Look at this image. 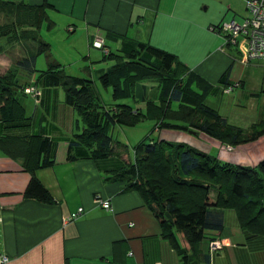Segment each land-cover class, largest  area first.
Returning a JSON list of instances; mask_svg holds the SVG:
<instances>
[{
    "label": "crops",
    "instance_id": "obj_1",
    "mask_svg": "<svg viewBox=\"0 0 264 264\" xmlns=\"http://www.w3.org/2000/svg\"><path fill=\"white\" fill-rule=\"evenodd\" d=\"M5 1L14 2L11 8L22 17L14 39L0 38L1 71L14 65L18 83L35 84L41 95L28 98L24 92L17 93L25 109V118L20 121L7 122L0 115V255L7 257L4 264H264V235L241 228L232 209L223 210L222 230L207 232L199 243L190 245L179 234L187 256L184 261L162 238L160 225L141 195L125 189L123 181L106 180L111 171L129 161L123 151L116 150L103 159L69 161L68 139L77 131L75 109L65 103L62 87L49 86L39 78V55L33 74L16 66L19 59L37 53L32 37L38 34L30 13L46 3L48 21L65 26L67 33H74L69 37L81 42L78 54L90 58L96 51L107 56L112 53L111 45L121 53L124 42L163 48L199 77V90L209 86L207 105L228 124L249 129L264 120V60H247L244 44L227 45L223 35L210 30L221 21H241L246 15V0ZM202 3H206L204 10L213 8L205 19L200 15ZM227 16L229 19L224 20ZM47 19L41 20L39 27L47 24ZM198 30L208 40L202 42ZM94 40H102L107 53L92 46ZM196 44H204V54L197 59L186 58L199 53ZM49 54L50 60H57ZM46 60L48 67L47 56ZM232 84L238 86L223 92L224 86ZM136 106L144 109L143 102ZM156 131L158 138L154 140L186 143L232 165L253 167L264 159V134L252 142L231 146L205 133L165 128ZM33 136L47 138L51 142L49 154L55 152L52 166L35 169V176L52 194L54 203L23 196L31 178L25 157L30 150L28 161L36 165L41 140ZM97 195L109 199L110 210L95 201ZM79 207L83 212L77 219L63 221ZM212 239L222 242L213 253L209 251Z\"/></svg>",
    "mask_w": 264,
    "mask_h": 264
},
{
    "label": "trees",
    "instance_id": "obj_2",
    "mask_svg": "<svg viewBox=\"0 0 264 264\" xmlns=\"http://www.w3.org/2000/svg\"><path fill=\"white\" fill-rule=\"evenodd\" d=\"M14 4L0 0V16L10 17L0 23V38L11 40L19 33L17 27L22 16L11 8ZM19 6L26 5L19 3ZM45 7L49 5L34 7L36 11L30 13L35 28L47 19ZM12 19L15 21L11 22ZM46 28L51 30L53 22L47 19ZM34 35L33 40L39 44L37 53L19 59L16 66L33 74L37 55L47 56L48 67L39 73V78L49 86H61L65 103L78 115L77 131L68 139L69 161L112 156L116 153L112 127L135 126L143 119L153 120L155 130L205 133L231 146L252 142L264 134V120L249 129L228 124L216 109L205 103L209 86L199 90L196 87L201 82L199 77L177 55L163 48L124 42L121 53H109L107 56L115 57L116 62L100 73L98 82L112 88L114 100L132 97L134 104L104 106L94 81L66 74L57 61L50 60V45ZM148 81L158 82L160 88L156 83L147 85ZM25 86L18 83L13 72L0 76V115L4 121L25 118V109L17 98ZM139 102L146 107H137ZM79 122L81 129H78ZM34 137L41 138L37 163H29L31 151L28 149L24 165L31 172V178L23 196L54 203L52 194L35 176V169L52 166L55 152L49 154L51 142L47 138ZM106 180L123 181L125 189L136 190L141 195L160 225L162 238L184 261L187 256L179 234L190 245L201 242L207 232L222 230L224 209L234 210L241 228L264 235V159L253 167L232 165L186 143L151 139L137 144L133 159L111 171Z\"/></svg>",
    "mask_w": 264,
    "mask_h": 264
},
{
    "label": "rangeland",
    "instance_id": "obj_3",
    "mask_svg": "<svg viewBox=\"0 0 264 264\" xmlns=\"http://www.w3.org/2000/svg\"><path fill=\"white\" fill-rule=\"evenodd\" d=\"M198 1L206 2V0H198ZM202 4H203L202 5L203 11L201 12L200 15L203 19H205L206 17H208V15H211L213 8L210 7L208 10H204V6H206L205 5L206 3H202ZM6 19H10V17L1 15L0 23L6 22ZM225 19L227 20L229 19V17L227 16L224 18V20ZM14 21L15 19L11 20V22H14ZM54 26L55 25H53V28L51 30H47L46 24L43 23L41 27L39 26L36 27L35 31L38 34L37 35L38 40L45 42V43L46 42L50 43L51 45L50 53L52 57L57 59L56 61L60 64V68L66 74H70V75L78 76V77H85V78H89L93 80L96 85V91H97L100 103L104 106H110L114 104L115 102L134 104L132 97L114 100L112 96V88L111 87L105 88L98 82V76L102 72L101 70H108L109 68H111L116 62L115 57L104 56L101 52H96V51L95 53L91 55L90 58L85 56L84 53L82 52L81 54H78L79 51H81L80 49L81 42L79 43L78 40L75 42L73 38L69 37L70 35H73L74 33H67L65 31V26H61L60 24H57L55 27ZM197 35H199V37L202 39V42H204L205 40H208V37L206 36V34L201 30H198ZM8 39L9 38H7L6 41H8ZM3 41L5 42L4 39ZM33 44L34 46L38 48V45H39L38 42L33 41ZM92 46H93V43H92ZM198 46L201 48L200 49L197 48ZM114 47L115 45H111V49H112L111 52L113 54L116 53L114 50ZM195 47L199 53H197V55L195 56H190L186 58H189V59L196 58L197 59L201 54H204V52L206 51V47H204V44H196ZM99 49H104V51L106 50L105 45L102 40H101V47H99ZM105 52L107 53V51ZM59 60L61 61L64 60V63L66 65L64 66V63H62ZM87 65L88 67H86ZM46 68H47L46 56L45 54H40L37 57L36 69L39 70V73H41L42 70H46ZM12 72L16 73V68L14 65H10L8 69L4 67V70L2 71L0 67V76H5L6 74L12 73ZM148 82L156 83L157 88H160V85L158 84V82L156 81H148ZM236 86H238V84L234 85V87ZM27 97L29 98L32 96L30 95ZM145 107L146 106L144 104V108ZM111 135L113 137V140L115 141L114 142L115 150L123 151L124 149L122 153L129 160L133 159L134 148L137 146V144L144 142L146 140L149 141L151 139L158 138V132L154 129V122L153 120H150V119H143L135 126L115 125L111 129ZM67 221L68 220H65L64 222H67Z\"/></svg>",
    "mask_w": 264,
    "mask_h": 264
},
{
    "label": "built area",
    "instance_id": "obj_4",
    "mask_svg": "<svg viewBox=\"0 0 264 264\" xmlns=\"http://www.w3.org/2000/svg\"><path fill=\"white\" fill-rule=\"evenodd\" d=\"M246 15L241 21L229 20L222 21L217 25H211L210 30L217 34H221L225 38L227 45L239 46L244 44L245 57L247 60L263 59L264 60V0H247ZM93 46L101 47V40H95ZM237 85V84H234ZM234 85H229L223 89V92H230ZM23 92L32 97H39L41 90L35 85L30 84L23 88ZM97 195L95 201L106 210L111 209L109 199H104ZM83 212V208L79 207L63 220H75ZM222 243L218 239L209 242V251L213 253L221 248ZM7 261L5 255H0V264Z\"/></svg>",
    "mask_w": 264,
    "mask_h": 264
}]
</instances>
